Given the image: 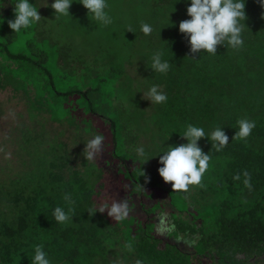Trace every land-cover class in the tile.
<instances>
[{"label":"trees","instance_id":"obj_1","mask_svg":"<svg viewBox=\"0 0 264 264\" xmlns=\"http://www.w3.org/2000/svg\"><path fill=\"white\" fill-rule=\"evenodd\" d=\"M110 1L127 5L120 7V15L115 12L111 16L117 23H127L123 34H127L130 54L128 63L111 68L107 80L115 84L123 75L130 77L127 69L137 70L139 58L145 63L143 74L148 82L159 85L167 95L166 102L152 103L158 112L157 120L148 124L154 129L151 141L156 139L155 132H161L169 133L178 145L187 143L181 135L188 124L202 127L208 135L217 126L223 127L229 136L228 145L219 152L208 138L198 142L211 157L203 175L211 199L195 206L186 192L172 191L157 168L123 158L118 149L120 139L125 137L120 130L125 126L99 112L105 105L101 84L87 90H58L47 67V50L34 47L33 36L43 34L39 30L44 19L13 32L7 21L15 18L17 0H0V107L10 108L14 100L11 92L20 95L24 90L27 100L40 92L36 96L42 98L41 107L45 106L40 116L59 119L63 100L67 110L72 113L80 109L95 124L83 141L88 142L95 134L104 137L102 152L91 161L82 155L83 150H52L55 161L49 186L35 191L31 185L10 179L0 183V264H32L36 245L43 246L50 264H197L191 254L170 241L180 237L191 244L198 257L206 258L200 264H264V8L257 0H245L247 27L241 48L225 44L218 47L216 55L201 51L191 58L187 40L179 32V22L190 18L186 11L190 0ZM29 2L41 15L42 6L54 0ZM142 22L152 26L150 35L141 31ZM128 26L133 33L126 31ZM41 37L47 39L45 34ZM21 40L26 42V50L15 49ZM157 51L170 64L167 73L151 70V58ZM118 55L113 54V61ZM45 74L51 79L44 83L50 82L49 88L54 89L49 100L45 95L47 85L42 86L40 81V75ZM25 98L20 99L23 106L28 103ZM1 116L0 133L11 128L5 112ZM242 118L254 121L256 126L246 140L232 139ZM62 153L64 160L59 158ZM57 166L61 169L55 171ZM245 171L251 176V189L244 185ZM7 173L13 172L3 166L0 180ZM237 174L240 179L234 180ZM113 189L128 200V216L116 221L107 210L92 215L90 210L111 205L115 200ZM156 190L165 191L171 205L179 213H188L191 220L177 214L163 218L157 212L161 206L158 201L152 206L142 204L143 198ZM66 193L74 204L64 200ZM135 201L141 206L140 213L134 212ZM56 207L65 211L73 207L75 211L68 222L61 224L52 214Z\"/></svg>","mask_w":264,"mask_h":264},{"label":"rangeland","instance_id":"obj_2","mask_svg":"<svg viewBox=\"0 0 264 264\" xmlns=\"http://www.w3.org/2000/svg\"><path fill=\"white\" fill-rule=\"evenodd\" d=\"M107 4L106 11L110 16H113L115 12L120 15L121 8L127 6L126 3L123 7L119 4L114 5L110 0H107ZM44 6L46 4L42 6L41 13L44 21L39 31L45 34L47 39H42L43 34L35 33L33 36L34 47L47 50L49 54L47 67L50 69L58 90L65 91L69 87L87 90L101 84L105 92L103 96L105 105L99 112L108 116L112 121H121L125 126L123 130H120L125 137L120 139L122 144L118 149L121 150L123 158L134 159L137 163L143 162V164L157 169L161 167L159 155H162V151L166 150L169 145L176 146L178 142L169 133L161 134V132H155L156 139L154 142L151 141V136L154 138V129L152 124H150V128L148 124L157 120L155 117L158 111L157 106L155 107L142 98L143 93H147L152 87L143 74L144 61L138 58L135 63L137 70L127 69L130 77L123 75L115 84L111 82V79L107 80L110 78L111 68L129 61L130 44L127 34H123L127 23H117L112 19L113 22L110 25L104 26L92 20L87 9L78 0H74L71 5L70 16H60L59 18H55L54 10L50 5ZM25 48L24 40L15 44L17 50ZM114 53H119L115 61H113ZM102 78H106V81H101ZM151 78L153 77L151 76ZM50 79L51 75L49 74L40 75L42 86L47 85L45 83ZM49 86L50 82L45 88L47 100L50 99V92L54 91ZM21 92L23 93L20 95L11 92L12 96L11 94L10 96L14 100L10 108L0 107V120H2L1 115L5 112L7 120L11 123L10 130L0 133V169L5 166L13 172L7 173L8 177L2 174L0 183L10 179V182L18 181L21 185H31L37 191L41 187L49 186L48 183L51 181V164L55 161L51 151L83 150L87 143L86 140L83 141L86 138V132L92 131L95 124L89 122L80 109L71 113V110H67L65 104H62L63 100L59 107V119L52 116L48 118L40 116L45 107L40 105L42 98L36 96L40 95V92L35 96L31 95L34 98L28 100L25 98L27 96L24 90ZM2 98L0 93V102H2ZM22 98H25L26 102L28 101L26 106L20 103ZM73 120L78 122L72 124ZM45 127L52 129L51 136ZM138 147L144 148L145 155L143 157L138 156L136 152ZM59 158L64 160L65 154L62 153ZM60 169L61 166H57L55 171ZM207 185L208 183L202 176L201 185L189 186L186 194L191 204L200 207L209 202L211 191ZM113 191L115 200L126 199L121 191L114 189ZM157 201L161 205L157 212L163 218H171V215L177 214L186 221L191 220L188 213H179L171 205L170 198L165 191L151 192L150 196L143 198L142 204L152 206ZM135 202L137 207L134 212L140 213L141 206L137 201ZM170 241L178 245L184 252L191 254L197 264L206 260V258L198 257L191 244L183 237Z\"/></svg>","mask_w":264,"mask_h":264},{"label":"clouds","instance_id":"obj_3","mask_svg":"<svg viewBox=\"0 0 264 264\" xmlns=\"http://www.w3.org/2000/svg\"><path fill=\"white\" fill-rule=\"evenodd\" d=\"M74 0H54L50 7L54 10L55 18L60 16H70V8ZM80 4L87 9L88 15L92 20L107 26L113 20L108 14L107 0H78ZM261 8H264V0H257ZM46 4L44 7H48ZM245 0H190L187 7L189 19L179 22V32L183 34L189 45L190 55L188 57L196 58L201 51H206L211 55H216L218 47L227 44L233 49H239L243 46L244 40L242 34L247 25ZM14 19L7 21L8 27L13 32H20L22 29L30 28L34 23L41 20L38 8L31 4L29 0H17L14 5ZM243 22V23H242ZM127 32H132L131 26H128ZM141 31L145 35H150L153 31L152 26L142 22ZM163 53L160 51L152 55L151 70L159 73H167L170 68L168 61L162 60ZM146 97V98H145ZM143 99L152 103L161 104L166 102L167 95L159 85H153L147 93H143ZM238 128L232 139L246 140L255 128V122L248 118L238 120ZM187 143L176 146L169 145L166 150L159 155L158 168L159 176L165 183H170L172 191L189 190L190 185H201L202 176L209 168L210 159L208 153H205L199 145L202 138L210 139L212 148L217 152L223 150L229 143V136L223 130V127L217 126L210 135L206 134L202 127L188 124L183 135ZM104 137L95 134L83 149L82 155L89 161L93 160L102 152ZM139 157L145 155L143 147L136 148ZM148 161V160H147ZM145 161V162H147ZM144 175V173H142ZM245 187L251 189V176L245 171L243 173ZM145 177V182L149 181ZM234 180L240 179V174L233 177ZM64 200L69 204H74L70 194H65ZM107 210L109 217L116 221L124 220L130 211L129 203L126 199L114 200L111 205H101L90 212L94 215L97 211L104 213ZM75 209L68 207L65 211L62 207H56L53 210V217L57 223H66L71 219ZM32 264H50L47 254L42 245H36ZM137 264H140L137 261Z\"/></svg>","mask_w":264,"mask_h":264}]
</instances>
